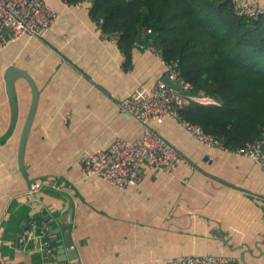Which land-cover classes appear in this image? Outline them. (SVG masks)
<instances>
[{
    "label": "crops",
    "instance_id": "1",
    "mask_svg": "<svg viewBox=\"0 0 264 264\" xmlns=\"http://www.w3.org/2000/svg\"><path fill=\"white\" fill-rule=\"evenodd\" d=\"M42 36H22L0 50V136L11 119L5 73L27 71L39 88L37 109L25 146L29 177L18 164L20 131L32 101L28 81H15L19 119L0 141V264H67L20 249L16 239L39 202L38 219L62 238L68 222L81 264H163L173 256L224 254L241 264H264V166L253 158L204 146L178 123L152 122L156 132L187 159L167 173L145 165L139 183L120 189L82 172L79 156L106 149L116 136L137 139L142 124L121 111L120 98L150 88L166 75L155 51L134 44L129 59L117 33H106L91 17L93 0L66 5ZM264 2V0H258ZM153 46L154 43L151 41ZM156 48V47H155ZM157 50V49H156ZM201 102H210L199 100ZM36 200V201H35Z\"/></svg>",
    "mask_w": 264,
    "mask_h": 264
},
{
    "label": "trees",
    "instance_id": "2",
    "mask_svg": "<svg viewBox=\"0 0 264 264\" xmlns=\"http://www.w3.org/2000/svg\"><path fill=\"white\" fill-rule=\"evenodd\" d=\"M90 14L104 32L117 33L127 60L150 28L146 35L166 62L177 61L179 75L191 84L188 92L212 99H189L181 114L227 148L244 147L261 135L264 15H238L221 0H93Z\"/></svg>",
    "mask_w": 264,
    "mask_h": 264
},
{
    "label": "built area",
    "instance_id": "3",
    "mask_svg": "<svg viewBox=\"0 0 264 264\" xmlns=\"http://www.w3.org/2000/svg\"><path fill=\"white\" fill-rule=\"evenodd\" d=\"M221 1H229L236 14L247 18L256 19L264 15V2L258 0ZM63 2L66 5L72 4L67 0ZM59 16V10L48 0H0V50L22 36H42ZM150 32L148 28L146 33ZM151 41L148 37L147 42L139 45L155 51L161 57ZM162 60L166 64V74L181 84V90L158 79L150 88L141 87L120 98L118 102L121 111L142 124V135L132 140L116 136L108 148L82 153L79 162L83 174L96 175L120 189H126L141 181L145 165L171 173L180 163H188V159L151 125L152 122L161 123L165 119L178 123L204 146L249 156L264 166V129L252 143L237 149L227 148L219 136L206 132L201 125L181 114L180 108L189 99L207 100L209 97L190 94L188 90L191 84L179 75L176 62ZM39 186L40 183L36 181L31 185L30 192L36 191ZM257 199L264 204L263 198L257 196ZM16 244L20 249L39 252L44 259L55 256L48 220L45 218L28 221L21 228ZM163 264H241V261L232 255L187 254L170 257Z\"/></svg>",
    "mask_w": 264,
    "mask_h": 264
},
{
    "label": "water",
    "instance_id": "4",
    "mask_svg": "<svg viewBox=\"0 0 264 264\" xmlns=\"http://www.w3.org/2000/svg\"><path fill=\"white\" fill-rule=\"evenodd\" d=\"M19 77H23L28 81L32 90V101L20 131L19 146H18V164H19V169L22 175L24 176V178L27 180L28 184H32L35 183L38 178L37 177L31 178L27 174L25 167V146L33 123L34 115L37 109L39 88L37 87V84L35 83L32 76L27 71L18 68L16 66H9L5 73L6 91L11 107V119L6 132L0 136V141L5 140L10 135H12L19 119V103L17 100L16 85H15V81ZM162 81L176 90H181V84L177 81L170 79L167 74L162 78ZM41 207L42 204L38 200V203L35 206V208L32 209L31 212L29 213L28 221L32 219H38L39 215L37 213L41 209ZM72 219L73 216L71 212L68 222L66 223L60 222V230L62 231L61 239L56 238V233L59 232V229L54 230L51 228V234L54 235L53 240L58 242V245L56 246V248H54L55 251L58 253V255L61 253L66 254V256L64 257L57 256V259L65 260L67 261V264H81L80 261L76 259L78 252H77V248L74 246V241L71 234Z\"/></svg>",
    "mask_w": 264,
    "mask_h": 264
},
{
    "label": "bare ground",
    "instance_id": "5",
    "mask_svg": "<svg viewBox=\"0 0 264 264\" xmlns=\"http://www.w3.org/2000/svg\"><path fill=\"white\" fill-rule=\"evenodd\" d=\"M177 62V61H176ZM183 78V77H182Z\"/></svg>",
    "mask_w": 264,
    "mask_h": 264
}]
</instances>
